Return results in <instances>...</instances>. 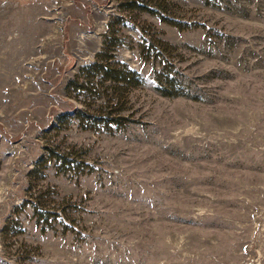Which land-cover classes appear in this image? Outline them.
Listing matches in <instances>:
<instances>
[{
    "label": "rangeland",
    "instance_id": "rangeland-1",
    "mask_svg": "<svg viewBox=\"0 0 264 264\" xmlns=\"http://www.w3.org/2000/svg\"><path fill=\"white\" fill-rule=\"evenodd\" d=\"M139 1L191 27L126 0H0V264H264V0ZM152 34L203 100L154 90ZM112 36L145 85L73 90ZM78 109L116 122L57 119Z\"/></svg>",
    "mask_w": 264,
    "mask_h": 264
},
{
    "label": "trees",
    "instance_id": "trees-1",
    "mask_svg": "<svg viewBox=\"0 0 264 264\" xmlns=\"http://www.w3.org/2000/svg\"><path fill=\"white\" fill-rule=\"evenodd\" d=\"M158 5L163 13H169L166 1H162ZM124 6L139 13L156 15L159 21L167 23L178 30H186L191 27V25H187L184 22L162 15L159 11L152 7L149 8L147 4L139 0H126ZM152 36L154 35H151L150 40L142 37L139 42H136V48L142 60L152 63L151 75L154 90L164 97H185L198 101L203 100L202 93H197L190 88L187 79L178 71L173 60L163 56V53L174 56L173 46L165 40L158 39V37L153 41ZM218 36L223 37L221 34ZM118 47L119 39L117 37L112 36L105 39L101 50L95 54V60L90 64L80 66L78 75L75 76V79H69L67 84L71 85L74 88L73 90L81 93L87 91V88L90 91L106 84L111 93L124 98L132 89L145 85L146 80L141 74L129 67L125 62L115 59V52ZM57 116L61 123H70L71 120L77 119L85 129H93L96 126H108V124L116 122L115 117L107 116V118H104L88 114L81 109L66 115L60 113ZM58 160L60 165L56 167L57 172L64 173L71 168L70 162L64 156H59Z\"/></svg>",
    "mask_w": 264,
    "mask_h": 264
}]
</instances>
